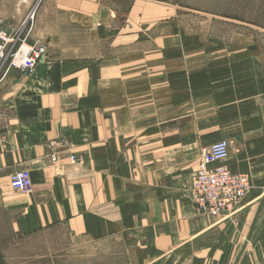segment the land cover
I'll return each instance as SVG.
<instances>
[{
    "label": "crops",
    "instance_id": "crops-1",
    "mask_svg": "<svg viewBox=\"0 0 264 264\" xmlns=\"http://www.w3.org/2000/svg\"><path fill=\"white\" fill-rule=\"evenodd\" d=\"M37 1L0 0L1 27ZM179 13L171 0H40L42 62L0 74V264L3 241L60 227L117 241L127 264H264V121L248 99H264L248 68L263 53L247 35L217 39L211 19L188 32ZM223 130L236 135L225 166L250 190L214 218L187 189L201 149L230 140ZM20 171L23 194L9 185Z\"/></svg>",
    "mask_w": 264,
    "mask_h": 264
},
{
    "label": "rangeland",
    "instance_id": "rangeland-1",
    "mask_svg": "<svg viewBox=\"0 0 264 264\" xmlns=\"http://www.w3.org/2000/svg\"><path fill=\"white\" fill-rule=\"evenodd\" d=\"M39 3L40 0L30 11L34 13V20L29 26L31 31L26 39L27 44L35 42H31V35ZM171 3L180 10L178 21L183 24L184 29H196L199 27L200 19H211L213 34L217 39H228L230 35L235 37L236 34L247 35L257 43L264 57V0H171ZM246 49L249 53L255 47L248 45ZM248 64L249 72L255 71L253 75L263 74L259 79H263L264 86V71L261 72L262 69L264 70V60L249 53ZM259 85L262 86L261 83ZM256 93L248 95V99L252 100L249 105L258 104L262 107L261 112L254 113L262 123L264 121L262 120L264 99L260 98L262 90H256ZM223 131L230 135L231 141L225 139L229 148L236 140L235 130ZM120 247L118 242L113 240L75 238L62 227L21 239L3 241L7 264H127V257Z\"/></svg>",
    "mask_w": 264,
    "mask_h": 264
},
{
    "label": "built area",
    "instance_id": "built-area-1",
    "mask_svg": "<svg viewBox=\"0 0 264 264\" xmlns=\"http://www.w3.org/2000/svg\"><path fill=\"white\" fill-rule=\"evenodd\" d=\"M34 13L27 14L15 29L5 30L0 24V74L6 76L16 71L24 76L31 75L42 62L46 47L34 42L26 43L31 31L30 23ZM52 145H65V140ZM228 143L220 140L202 148L197 170L188 183V198L198 213L218 217L223 213H233L250 190L249 178L245 174H233L225 166L228 159ZM56 162L55 154L49 156ZM74 161V157H70ZM14 193H27L31 190L30 176L25 171L15 172L9 179Z\"/></svg>",
    "mask_w": 264,
    "mask_h": 264
}]
</instances>
